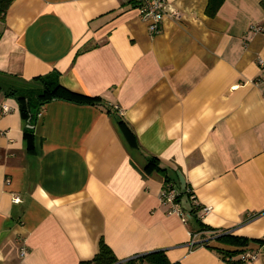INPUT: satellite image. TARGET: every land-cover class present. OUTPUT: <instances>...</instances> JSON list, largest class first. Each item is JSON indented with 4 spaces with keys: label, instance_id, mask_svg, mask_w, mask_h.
Listing matches in <instances>:
<instances>
[{
    "label": "crops",
    "instance_id": "obj_1",
    "mask_svg": "<svg viewBox=\"0 0 264 264\" xmlns=\"http://www.w3.org/2000/svg\"><path fill=\"white\" fill-rule=\"evenodd\" d=\"M165 8L157 32L133 0H13L0 18V264H80L101 238L120 260L228 264L214 247L231 246H190L202 223L250 238L246 264H264V6ZM47 75L101 96L136 142L103 104L35 98L28 120L18 95ZM178 172L186 219L162 197Z\"/></svg>",
    "mask_w": 264,
    "mask_h": 264
},
{
    "label": "trees",
    "instance_id": "obj_2",
    "mask_svg": "<svg viewBox=\"0 0 264 264\" xmlns=\"http://www.w3.org/2000/svg\"><path fill=\"white\" fill-rule=\"evenodd\" d=\"M13 0H0V18L4 19L5 14L12 3ZM222 0H220V3ZM262 5L264 6V0H261ZM54 76V77H53ZM41 87L37 90H34L31 94H19L18 97L21 100V109L24 112L26 118L30 120L32 118L31 112V98H39L42 102H46L52 99H65L79 103H87V104H103L106 106L108 111L113 112L111 108L106 104L104 99L101 96H89L79 92H75L68 87L62 85L55 75H47L41 77ZM8 95L14 94V89H8L6 92ZM116 115L119 124L126 130L129 135V138L136 142V137L134 132L130 129L128 123L122 118V116L118 115L116 111L113 112ZM30 122V121H29ZM29 133V132H28ZM30 134V133H29ZM148 170H161L165 172L164 168L159 166V159L154 157L147 166ZM169 179L166 178V183L168 184ZM188 186L185 189L180 190V195L183 192L187 191ZM191 192V191H190ZM189 195H192V192ZM177 197V201L181 202V196ZM196 206V205H195ZM200 207L199 205L197 206ZM193 212L196 209L192 210ZM200 230L206 231L202 234L201 241L195 242L193 245L194 247L200 245L208 246V239L218 240L220 243L231 246L233 248H216L220 257L223 261L227 262L228 264H246V261L243 259V256L246 254L245 250L243 249L244 246H247L251 241L250 238L234 235L232 233L224 231H218L215 228L206 225L204 223L200 224ZM257 241V240H256ZM242 254V258L239 257ZM80 264H182L179 261L172 262L166 252L164 250H155L145 254L138 255L133 258H129L126 260H120L115 252L113 251L112 247L106 243L104 239L101 238L99 244V251L95 254L92 259L82 260Z\"/></svg>",
    "mask_w": 264,
    "mask_h": 264
},
{
    "label": "built area",
    "instance_id": "obj_3",
    "mask_svg": "<svg viewBox=\"0 0 264 264\" xmlns=\"http://www.w3.org/2000/svg\"><path fill=\"white\" fill-rule=\"evenodd\" d=\"M136 2L137 6L139 7L140 16L142 19L149 22V29L152 32H157L160 28V24L162 23L166 8H165V0H133ZM252 29L255 31L263 30V27L260 26H252ZM261 66L264 68V60H260ZM256 82H264V73L260 75ZM8 107L5 105L4 110L8 111ZM118 110V109H117ZM180 195V190L175 189L174 186L169 187L166 189L163 194V201L166 205H169V213H176L183 217V219H186L187 216H190L189 214H186L184 211L181 203L177 201V197ZM15 202H19L20 198L19 196H15L13 198ZM204 212L208 211L209 208L203 207ZM195 240L191 242L190 246L193 247ZM22 253H25V249L23 248ZM257 257L256 254L246 253L243 256V259L247 262L249 260L255 259Z\"/></svg>",
    "mask_w": 264,
    "mask_h": 264
},
{
    "label": "water",
    "instance_id": "obj_4",
    "mask_svg": "<svg viewBox=\"0 0 264 264\" xmlns=\"http://www.w3.org/2000/svg\"><path fill=\"white\" fill-rule=\"evenodd\" d=\"M178 176H179V179H180V183H181L182 189H185L186 186H187V182H186L185 177L180 172H178Z\"/></svg>",
    "mask_w": 264,
    "mask_h": 264
},
{
    "label": "rangeland",
    "instance_id": "obj_5",
    "mask_svg": "<svg viewBox=\"0 0 264 264\" xmlns=\"http://www.w3.org/2000/svg\"><path fill=\"white\" fill-rule=\"evenodd\" d=\"M32 100H35V97H32V98H31V101H32Z\"/></svg>",
    "mask_w": 264,
    "mask_h": 264
}]
</instances>
